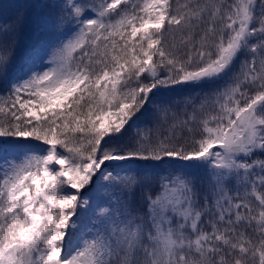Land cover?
<instances>
[{"label":"snow or ice","instance_id":"6c2138e0","mask_svg":"<svg viewBox=\"0 0 264 264\" xmlns=\"http://www.w3.org/2000/svg\"><path fill=\"white\" fill-rule=\"evenodd\" d=\"M0 264H264V0L0 18Z\"/></svg>","mask_w":264,"mask_h":264},{"label":"rangeland","instance_id":"374dc122","mask_svg":"<svg viewBox=\"0 0 264 264\" xmlns=\"http://www.w3.org/2000/svg\"><path fill=\"white\" fill-rule=\"evenodd\" d=\"M25 0H0V18H10L14 16L19 10V5L24 3ZM31 30H28L22 36V41L33 39ZM184 93L182 95H187ZM179 98V97H178Z\"/></svg>","mask_w":264,"mask_h":264}]
</instances>
